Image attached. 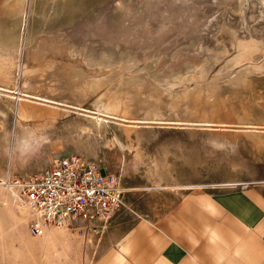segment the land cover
Returning a JSON list of instances; mask_svg holds the SVG:
<instances>
[{"label": "rangeland", "instance_id": "1", "mask_svg": "<svg viewBox=\"0 0 264 264\" xmlns=\"http://www.w3.org/2000/svg\"><path fill=\"white\" fill-rule=\"evenodd\" d=\"M71 154L152 218L189 191L164 188L264 184V0H0V178ZM3 186L0 224L11 211L26 242L50 238ZM102 223L52 228L73 229L87 264Z\"/></svg>", "mask_w": 264, "mask_h": 264}, {"label": "crops", "instance_id": "2", "mask_svg": "<svg viewBox=\"0 0 264 264\" xmlns=\"http://www.w3.org/2000/svg\"><path fill=\"white\" fill-rule=\"evenodd\" d=\"M216 185L214 192L164 188L189 191L154 218L138 210L125 186L121 206L101 224L104 248L87 264H264V184ZM8 215L0 238L11 240L0 241V264H78L83 258L82 240L70 225L49 227L50 238L26 242L15 216Z\"/></svg>", "mask_w": 264, "mask_h": 264}, {"label": "built area", "instance_id": "3", "mask_svg": "<svg viewBox=\"0 0 264 264\" xmlns=\"http://www.w3.org/2000/svg\"><path fill=\"white\" fill-rule=\"evenodd\" d=\"M0 182L27 210V232L43 234L75 219L104 221L120 207L124 189L116 175L76 154L54 158L43 170Z\"/></svg>", "mask_w": 264, "mask_h": 264}, {"label": "bare ground", "instance_id": "4", "mask_svg": "<svg viewBox=\"0 0 264 264\" xmlns=\"http://www.w3.org/2000/svg\"><path fill=\"white\" fill-rule=\"evenodd\" d=\"M2 88V87H1ZM1 180H3L2 179V177H1ZM119 180V179H118ZM0 185L1 186H3L2 184H1V182H0ZM4 187V186H3ZM6 188V187H5ZM124 189V188H123ZM9 191V190H8ZM9 195H10V198H11V200H12V202H13V204H14V206L16 207V209H18V211H21L22 213H20L21 214V216L23 217V220H25L26 221V216H27V210L26 209H23V208H19V206L17 205V203L14 201V198H13V196H12V194L9 192ZM13 210V209H12ZM15 213V212H14ZM16 214H17V212H16ZM17 216V215H16ZM109 219V218H108ZM108 219H106V220H104L103 221V223L105 222V221H107ZM49 229V228H48Z\"/></svg>", "mask_w": 264, "mask_h": 264}, {"label": "clouds", "instance_id": "5", "mask_svg": "<svg viewBox=\"0 0 264 264\" xmlns=\"http://www.w3.org/2000/svg\"><path fill=\"white\" fill-rule=\"evenodd\" d=\"M32 147V145L29 143L28 140H22L19 145V151L23 152L25 150H28Z\"/></svg>", "mask_w": 264, "mask_h": 264}]
</instances>
